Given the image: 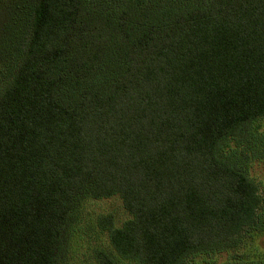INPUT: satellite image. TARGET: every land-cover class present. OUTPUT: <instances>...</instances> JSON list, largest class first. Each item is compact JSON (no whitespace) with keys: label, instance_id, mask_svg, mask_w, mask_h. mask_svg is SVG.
<instances>
[{"label":"trees","instance_id":"trees-1","mask_svg":"<svg viewBox=\"0 0 264 264\" xmlns=\"http://www.w3.org/2000/svg\"><path fill=\"white\" fill-rule=\"evenodd\" d=\"M263 122L264 0H0V264H264Z\"/></svg>","mask_w":264,"mask_h":264},{"label":"rangeland","instance_id":"rangeland-1","mask_svg":"<svg viewBox=\"0 0 264 264\" xmlns=\"http://www.w3.org/2000/svg\"><path fill=\"white\" fill-rule=\"evenodd\" d=\"M262 132H264V127ZM252 177L258 182L261 192L264 194V162L254 164ZM108 215L114 217L117 227H121L131 218L124 207L122 199L119 197L101 201L88 200L83 205L79 220L72 228L70 264H97L95 251L97 249H110L107 232L99 226L100 218ZM246 252H249L251 257L263 260L264 237L257 240L255 246L247 247ZM228 260L227 255L219 256L213 264H227Z\"/></svg>","mask_w":264,"mask_h":264}]
</instances>
